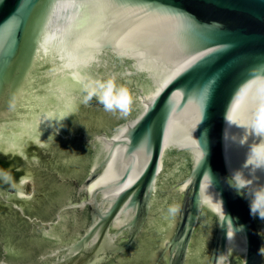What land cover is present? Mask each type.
<instances>
[{
  "label": "water",
  "instance_id": "obj_1",
  "mask_svg": "<svg viewBox=\"0 0 264 264\" xmlns=\"http://www.w3.org/2000/svg\"><path fill=\"white\" fill-rule=\"evenodd\" d=\"M259 128L264 0H0V264H264Z\"/></svg>",
  "mask_w": 264,
  "mask_h": 264
},
{
  "label": "clouds",
  "instance_id": "obj_2",
  "mask_svg": "<svg viewBox=\"0 0 264 264\" xmlns=\"http://www.w3.org/2000/svg\"><path fill=\"white\" fill-rule=\"evenodd\" d=\"M85 88L87 90L85 100L87 101L92 96H96L106 111L119 110L124 113L127 112L132 104V96L128 88L124 86L117 87L114 79L89 82L85 84ZM258 130L264 132V128H259ZM0 178L9 180L11 183H17L7 169L0 168ZM24 181L25 177L22 176L18 183ZM251 210L253 214H258L260 218L264 219V214H261L254 204L251 205ZM170 212H175V209H170Z\"/></svg>",
  "mask_w": 264,
  "mask_h": 264
},
{
  "label": "flooded vegetation",
  "instance_id": "obj_3",
  "mask_svg": "<svg viewBox=\"0 0 264 264\" xmlns=\"http://www.w3.org/2000/svg\"><path fill=\"white\" fill-rule=\"evenodd\" d=\"M0 168L7 169L13 176L14 181L17 182V183H11L9 180L0 178V185L3 186V188L0 189V192L2 193V195H0V215H2L3 218H5V222L7 223L8 218L13 217V215L17 213L13 209L14 206L12 202L14 203L17 202V204L20 205L26 213L30 212L29 210L32 204L31 203L27 204L25 201H21V199L16 197L18 185L20 184L18 182H19V179L23 176V172H24L22 168H20V165L14 164L12 162H5V165L2 167L0 166ZM39 213L40 211L38 212V214ZM29 223L30 222H27V220L21 219V221L19 222V225L28 226ZM71 224H72V221L69 222V226Z\"/></svg>",
  "mask_w": 264,
  "mask_h": 264
}]
</instances>
